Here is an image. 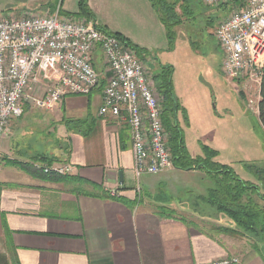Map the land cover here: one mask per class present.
<instances>
[{
    "label": "crops",
    "instance_id": "obj_1",
    "mask_svg": "<svg viewBox=\"0 0 264 264\" xmlns=\"http://www.w3.org/2000/svg\"><path fill=\"white\" fill-rule=\"evenodd\" d=\"M67 1L70 7L65 2L61 9L76 11V0ZM87 1L94 14L89 20L133 44L167 42L149 0H141L140 17L112 7L111 0ZM99 7L107 17L99 16ZM115 17L121 23L112 27ZM134 19L144 23L137 32L129 27ZM100 85L49 110L26 105L0 138V227L8 264H199L226 256L264 264L247 238L206 228L203 221L212 219L235 228L222 212L195 211L212 186L204 170L173 166L135 175L128 122L99 114ZM65 120L74 124L69 128ZM44 162L69 163L72 172L54 176L34 169Z\"/></svg>",
    "mask_w": 264,
    "mask_h": 264
},
{
    "label": "built area",
    "instance_id": "obj_2",
    "mask_svg": "<svg viewBox=\"0 0 264 264\" xmlns=\"http://www.w3.org/2000/svg\"><path fill=\"white\" fill-rule=\"evenodd\" d=\"M204 5L236 4L214 28L228 80L260 89L264 68V0H200ZM238 4V5H237ZM238 6V7H237ZM0 13V138L26 105L49 110L68 95H87L99 85L94 58L100 51L105 74L99 114L123 117L130 130L137 177L173 167L159 96L148 65L121 38L99 30L87 18L61 11ZM45 175L72 172L69 163H34ZM111 195L116 192L111 190ZM226 256L199 264H237Z\"/></svg>",
    "mask_w": 264,
    "mask_h": 264
},
{
    "label": "rangeland",
    "instance_id": "obj_3",
    "mask_svg": "<svg viewBox=\"0 0 264 264\" xmlns=\"http://www.w3.org/2000/svg\"><path fill=\"white\" fill-rule=\"evenodd\" d=\"M166 1L168 4L174 2L176 12L175 20L171 21L173 49L170 50L168 38L167 42L159 40L155 45L146 42L149 48L139 46L144 48V51L152 53L149 57L142 55L141 57L148 65V77L152 79L154 91L160 97L161 109L164 108V98L158 88L160 84L158 76L166 66H172L170 83L179 105L176 110L171 106V112H168L167 117L170 124H175L176 121L182 128L186 153L190 157L194 155L206 158L208 153L203 147L214 150L216 154L211 156V161L227 165L238 177L257 185L264 195L262 183L255 173L257 168L264 167V130L257 115L259 93L257 89L246 86L241 81L228 80L222 74V49L213 33L218 22L227 17L231 9L236 8V4L207 6L200 0ZM60 2L61 6L66 2L65 8L70 7L67 0H0V13L10 12L18 15L23 11H49L56 8ZM110 5L120 6L121 10L129 9L128 12L137 17L144 16L141 14L143 10L141 0H111ZM106 10L98 8L101 18L106 15ZM68 12L63 14L79 18L74 15L76 11ZM109 20L112 27L121 23L118 17ZM123 24L121 27H127ZM143 24L140 19H134V25L129 27L137 32L138 27ZM163 26L165 28L164 24ZM165 32L167 36L166 29ZM94 63L101 74L99 89L102 91L105 74L100 51L95 53ZM159 193L163 197L162 191ZM254 198L264 208V200ZM201 204H204L203 207L195 209L199 214L200 211L208 216L219 214L211 208L212 206L207 208L205 206L207 204ZM203 222L207 229L221 226L215 223L214 219ZM234 236L247 238L264 262V235L246 232ZM230 257L238 258L237 264L240 263L238 256ZM9 259L0 227V264H8Z\"/></svg>",
    "mask_w": 264,
    "mask_h": 264
},
{
    "label": "trees",
    "instance_id": "obj_4",
    "mask_svg": "<svg viewBox=\"0 0 264 264\" xmlns=\"http://www.w3.org/2000/svg\"><path fill=\"white\" fill-rule=\"evenodd\" d=\"M149 2L158 14L161 22L165 25L171 50L173 49L171 21H174L176 16L174 2L171 4H168L166 0H149ZM61 11L64 13L63 10ZM74 15L94 20V14L91 12L87 0H77V10ZM95 26L99 30L113 34L124 40L138 55L144 57L145 54H147L144 48L133 44L120 33L108 31L106 28L96 24ZM171 70L172 66H166V69L158 76L160 80L158 88L164 98V114L162 116V121L168 134V145L171 150L173 166L179 169L198 168L204 170L207 174L212 186L208 189L206 196L201 197L202 201L211 205L216 211L225 214L235 225V228L214 226L211 228V231L230 235H239L246 232L264 235V208L254 198L256 197L260 200H264L261 189L257 185L238 177L227 165L211 161V156L216 154L214 150L203 147V150L208 153L206 158L190 157L186 153L183 145L182 128L178 126L176 121L175 124H170L167 117L168 112H171V106L176 110L179 105L170 83ZM257 115L264 130V68L259 89ZM65 123L70 128L73 122L71 120H65ZM50 162L44 163L50 164ZM255 173L264 189V167L257 168Z\"/></svg>",
    "mask_w": 264,
    "mask_h": 264
},
{
    "label": "water",
    "instance_id": "obj_5",
    "mask_svg": "<svg viewBox=\"0 0 264 264\" xmlns=\"http://www.w3.org/2000/svg\"><path fill=\"white\" fill-rule=\"evenodd\" d=\"M122 182L121 173H120V183Z\"/></svg>",
    "mask_w": 264,
    "mask_h": 264
},
{
    "label": "flooded vegetation",
    "instance_id": "obj_6",
    "mask_svg": "<svg viewBox=\"0 0 264 264\" xmlns=\"http://www.w3.org/2000/svg\"><path fill=\"white\" fill-rule=\"evenodd\" d=\"M163 114H164V111L162 110V116H163Z\"/></svg>",
    "mask_w": 264,
    "mask_h": 264
}]
</instances>
